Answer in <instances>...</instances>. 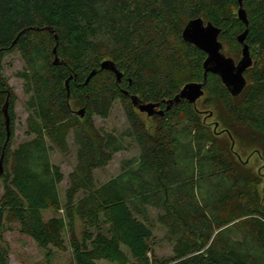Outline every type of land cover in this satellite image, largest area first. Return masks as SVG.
<instances>
[{"label":"trees","instance_id":"trees-1","mask_svg":"<svg viewBox=\"0 0 264 264\" xmlns=\"http://www.w3.org/2000/svg\"><path fill=\"white\" fill-rule=\"evenodd\" d=\"M244 7L254 60L247 86L233 97L214 74L205 86L208 104L226 117L227 130L211 134L201 111L184 101L156 116L151 133L130 99V129L120 138L94 136L91 118H108L116 101L129 100L124 91L165 109L164 101L184 87L177 73L188 70L192 82L204 80L207 55L182 37L190 20L212 22L222 29L220 41L228 35L233 51L242 53L236 39L246 25L234 14L237 0H0V72L3 59L19 51L25 70L17 76L25 82L27 135L33 136L12 148L16 96L0 74V157L5 153L0 229L6 214L40 247L70 249L72 264H264V191L261 201L259 183L236 149L228 152L219 144L222 134L230 133L235 142L249 139L260 148L264 167V0H245ZM48 27L59 37L63 65L53 64L57 41ZM105 60L123 72L120 83L114 73L100 71ZM7 91L12 137L4 149ZM72 102L86 109L90 121L73 115ZM71 134L78 164L63 202L59 185L65 177L50 154L66 151ZM123 137L134 138L139 158L125 161L118 176L98 184L95 172L125 149ZM62 210L64 217L45 220V211ZM153 221L166 229L173 257L150 256ZM0 244V264H10L1 233Z\"/></svg>","mask_w":264,"mask_h":264},{"label":"rangeland","instance_id":"rangeland-1","mask_svg":"<svg viewBox=\"0 0 264 264\" xmlns=\"http://www.w3.org/2000/svg\"><path fill=\"white\" fill-rule=\"evenodd\" d=\"M251 1V0H250ZM255 1V0H252ZM238 13V8H234V14ZM224 41L223 52L232 57L237 63L241 60L242 53L238 54L233 51L229 36L225 35L222 39ZM2 63V70L0 74L3 78L8 81V85L13 90L16 101L14 105L15 110V137L12 144V148L16 149L19 145L27 140L30 141L33 136L27 135V119H28V111L26 109V102L28 100V96L24 92V80L19 78L17 75L25 70V63L22 58V55L19 51H15L9 55H7ZM177 84L179 87L185 86V84L194 81L192 73L190 71L179 72L176 75ZM143 100L144 97L140 95ZM208 96L206 95L202 98L198 104L197 108L201 111V118L208 123L209 131L211 134L215 132L221 133L227 130V125L225 124V116L220 117V113L216 110L215 105L208 104ZM129 100L119 99L113 105L111 110V114L108 118L104 119L99 116H93L91 118L92 123L94 124V131L92 134L96 137H103L106 134H113L119 136L120 138L124 135L126 131L130 129V121L128 119L126 113V107ZM72 107L75 111H80L83 109L81 106H77L74 102H72ZM215 111L216 114L213 117H210V111ZM74 116H77L73 114ZM139 118L145 124L146 128L151 132L155 133L158 125V120L156 117L148 118L146 114H141L138 112ZM79 119L83 123H87L90 121L88 116L85 118ZM216 123L219 124V128L216 130ZM236 137V136H235ZM219 144L222 148L227 147L228 152L231 151L232 142L227 136V134H222L219 137ZM122 143L125 145V149L114 154L113 159L109 164L105 167L99 168L95 172L96 181L98 184H103L114 177L118 176L122 167L124 166V162L128 160H134L139 158L140 149L137 142L134 138H122ZM69 146L66 151L61 152L58 149H53L50 154L51 162L54 165H57L61 168L64 174V181L59 185V190L63 202L65 201L66 191L70 186V175L73 173V169L76 168L78 164V152L79 147L76 143V139L74 134L69 136ZM249 139H240L236 137V146L235 151L241 157L242 161L246 163L247 169L251 171V174L257 179L259 183L258 189L260 194V200L262 201L263 191H264V167L263 161L258 156L257 152L260 148L257 145L252 144ZM98 150V149H97ZM99 153V150H98ZM254 154V155H253ZM253 155V156H252ZM236 158V159H235ZM235 160L238 158L235 156ZM249 162L247 163V161ZM238 163V161H237ZM5 182L3 179H0V202L5 192ZM45 220H48L54 216L64 217V211L62 210L60 213L45 211L43 213ZM157 212H153L152 216L155 219ZM4 230L0 229V233L3 235L4 242L7 244L9 248V259L10 264H72V251L69 249L66 252L57 250L56 248L50 246L47 248H42L38 245V243L33 240L31 237L24 235L20 231V227L18 224L10 222L7 219L5 214L4 219ZM154 225V238L152 240V254L150 256H154L160 260H166L174 256L173 253V245L170 239L167 236V231L165 228L161 227L157 221L152 222ZM77 231H80L79 225ZM69 233L68 231L65 233V239L69 241ZM1 246V244H0ZM98 264H112L106 261H101Z\"/></svg>","mask_w":264,"mask_h":264},{"label":"water","instance_id":"water-1","mask_svg":"<svg viewBox=\"0 0 264 264\" xmlns=\"http://www.w3.org/2000/svg\"><path fill=\"white\" fill-rule=\"evenodd\" d=\"M239 8H238V19L246 25V30L241 33L236 40L242 46V57L241 60L237 63L232 57L227 56L224 52L223 43L220 41V35L222 33V29L215 26L212 22H205L202 18H195L190 20L187 23L186 27L182 32V37L187 43H191L195 45L198 49L204 52L207 55L204 63V80L202 82H192L186 84L180 91L177 93L172 99L165 100L164 104L166 106L165 109L161 108V103H153V102H145L139 96L132 95L128 91H124L125 95H128L131 99L132 105L134 109L141 113L146 114L148 118H153L156 116L164 117L167 112H169L174 105H179L182 102L186 101L195 107H197V103L205 96V86L208 81V75L214 74L221 78L224 86L228 89L233 97L240 96L247 86L246 79V71L254 65V60L251 55L250 46L246 43V40L249 35V18L244 7L245 0H237ZM52 34L55 35V39L57 41V45L54 46L53 53L55 55L53 64L55 66L63 65L64 62L58 55V42L59 37L55 33L54 29L48 27L47 28ZM16 40L13 43V46L17 43ZM100 71H110L115 74L117 83H120L124 77L123 72H121L114 61L105 60L100 65ZM97 70L93 71L87 78L84 86L89 85L90 81L97 75ZM73 77H70L66 81V87L68 91L69 98L71 97L70 93V81ZM3 114L6 121V130H7V140L6 144H4V149H6L7 144H9L12 137V129H11V117L9 114V108L11 104V93L7 91V99L6 103H4ZM78 116L84 118L86 115V109H82L77 112ZM210 117H213V113H210ZM216 130L219 128V124L216 123ZM229 137L232 141V151H234L236 142L231 136ZM5 153L0 157V177L5 174ZM238 158L242 161L241 157ZM249 160L247 161V163Z\"/></svg>","mask_w":264,"mask_h":264},{"label":"flooded vegetation","instance_id":"flooded-vegetation-1","mask_svg":"<svg viewBox=\"0 0 264 264\" xmlns=\"http://www.w3.org/2000/svg\"><path fill=\"white\" fill-rule=\"evenodd\" d=\"M78 112V111H77ZM77 112L75 111V115L77 114ZM78 116V115H77Z\"/></svg>","mask_w":264,"mask_h":264}]
</instances>
